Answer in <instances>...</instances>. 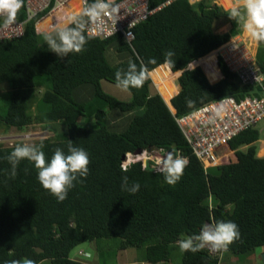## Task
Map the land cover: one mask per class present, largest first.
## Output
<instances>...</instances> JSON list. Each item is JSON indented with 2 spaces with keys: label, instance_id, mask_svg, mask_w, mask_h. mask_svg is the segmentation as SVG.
Segmentation results:
<instances>
[{
  "label": "trees",
  "instance_id": "1",
  "mask_svg": "<svg viewBox=\"0 0 264 264\" xmlns=\"http://www.w3.org/2000/svg\"><path fill=\"white\" fill-rule=\"evenodd\" d=\"M164 1L150 0L151 8ZM231 12L213 0L175 1L134 29L132 46L122 35L103 39L85 33L89 38L84 50L64 58L50 51L36 31V20L26 24L23 37L0 41V87L8 84L11 89L6 108L0 107V135L12 130L33 132L32 128L40 126L55 134L31 142L43 145L46 161L57 148L67 154L70 142L85 149L90 158L88 176L78 178L67 198L59 202L39 182L34 162L22 160L13 178L5 157L17 145L0 146V264L14 259L21 264L24 259L35 264H93L87 245L105 242L114 243L118 250H146L145 259L133 264H165L173 260L177 241L218 221L238 225L239 238L227 251L245 254L264 249V157L259 156V124L222 146L217 151L219 165L206 172L176 121L221 98L241 100L261 92L259 86L242 84L221 58L217 68L211 54L242 32V22L231 18ZM18 18L26 19L24 6ZM219 19L231 22L229 33L216 32ZM169 50L175 53L173 64L165 63ZM150 58L157 63L148 64ZM130 60L154 70L155 84L168 76L166 65L174 74L181 72L180 90L170 99V106L165 97L171 96L170 89L163 91L165 100L150 77L141 88L129 90L127 101L102 90L101 82L116 84V71H126ZM199 60L207 73L201 66L191 67ZM256 60L264 74L262 41ZM221 75L216 83L208 78L218 80ZM45 76L50 85L38 104L35 96ZM89 94L98 99V106L89 108ZM189 100L194 102L192 107ZM159 148L180 152L188 160L174 185L156 169L147 171L140 158ZM125 175L130 185L140 184L137 193L122 189ZM224 253L211 254L206 248L185 252L182 264H223Z\"/></svg>",
  "mask_w": 264,
  "mask_h": 264
},
{
  "label": "built area",
  "instance_id": "2",
  "mask_svg": "<svg viewBox=\"0 0 264 264\" xmlns=\"http://www.w3.org/2000/svg\"><path fill=\"white\" fill-rule=\"evenodd\" d=\"M175 1L179 0H166L151 8L150 0H110L112 5L119 6V13L114 18L103 16L94 26V30L86 34L92 38L103 39L122 35L132 46L135 40L134 29ZM189 1L191 4H197L202 0ZM90 2L91 0H24L26 19L22 21L17 15L13 25L8 28L0 26V41L23 37L25 26L31 20H36L38 34L53 32L57 27L69 24L71 17L78 16ZM216 53L217 58H221L228 68L238 75L242 84L259 86L262 90L258 96H246L241 100L231 96L224 97L184 116L176 117L193 154L206 172L219 165L221 156L217 151L222 146L264 121V74L257 65V53L253 43L238 35L231 38ZM171 110L175 114L174 108ZM34 138L37 136L33 132L21 133L12 130L0 135V146L9 148L18 144H31ZM167 154L166 149L159 148L150 154H143L140 158L143 159L144 166L149 162L157 169ZM178 154L184 157L180 152ZM131 162L128 158L127 163Z\"/></svg>",
  "mask_w": 264,
  "mask_h": 264
},
{
  "label": "clouds",
  "instance_id": "3",
  "mask_svg": "<svg viewBox=\"0 0 264 264\" xmlns=\"http://www.w3.org/2000/svg\"><path fill=\"white\" fill-rule=\"evenodd\" d=\"M24 6V0H0V21L3 28L13 25L17 19L19 11ZM242 12L240 8H234L230 17L242 22L246 31L250 32L257 41L264 42V0H242ZM119 13V6H114L110 0H93L86 6L78 16H73L69 24L59 26L53 32L42 33L43 39L50 51L56 53L58 57H67L70 53H81L89 37L87 32L94 30V26L101 21L105 15L114 18ZM165 63L173 64L172 57L175 53L171 50L165 54ZM155 58H150L148 64H156ZM150 70L143 62L137 66L133 61H129L127 70H118L115 73L116 87L123 92H128L132 88H141L150 77ZM189 107L194 102L187 101ZM43 145L24 143L17 145L14 150L5 157L11 164V176L17 174L19 163L27 159L34 162L38 169V180L42 186L51 192L59 202H63L69 191L75 186L74 182L78 178H86L89 174L90 158L87 151L80 147H75L70 142L68 153L57 148L50 161H46ZM188 160L179 154L169 152L165 159L158 165L157 171L164 175L165 181L176 184L182 177ZM122 171L127 172V168L122 165ZM121 187L131 194L140 190L138 182L129 184V178L122 177ZM239 238L238 225L232 221H218L206 223L202 226L198 234L188 236L177 241L181 253H197L205 248L211 252L227 251L236 239ZM6 264H21L20 260H11ZM23 264H35L31 259H24Z\"/></svg>",
  "mask_w": 264,
  "mask_h": 264
},
{
  "label": "rangeland",
  "instance_id": "4",
  "mask_svg": "<svg viewBox=\"0 0 264 264\" xmlns=\"http://www.w3.org/2000/svg\"><path fill=\"white\" fill-rule=\"evenodd\" d=\"M216 52L217 51H215L211 54H213L215 56V63H216V66L218 68V58L216 57V55H217ZM195 66L203 67L207 73L206 65L201 63L200 60L198 62H195L192 64V67H195ZM178 73L179 74L177 75V77H172L170 74H168V76L166 78H164V80L162 82H160L161 84L155 85L157 90L159 87V90L165 96L166 93H163V91H166L169 88L170 90L167 93L169 95H172V94L174 95L178 91V86H179L177 84V80L180 77L181 72H178ZM150 78L152 79L151 75H150ZM208 78L210 79V81L212 83H216L222 77L220 76V78L218 80H216V77H213V76H212V79L209 76H208ZM42 79H43L42 82L44 84L38 88L37 94L35 96V101H37L38 104L41 103V101H40L41 94L50 85V78L48 76H45ZM152 81H153V79H152ZM101 84H102L101 85L102 90L106 94H108L114 98L123 100V101H127V100L131 99L130 91L123 92L116 87V84L110 83L108 81H102ZM159 90H158V92H159ZM179 90H180V88H179ZM10 92H11V89H10L8 84H4L0 87V107L1 108H6V106L8 104V99H7L8 96L7 95H9ZM165 97L169 101L170 97L167 96V94ZM87 104H88L89 108L92 106L93 107L98 106V99L89 94L87 96ZM32 111L35 112V110H32ZM80 121H81V123H85V120L83 118H81ZM116 121H120V117L117 118ZM258 127H259L258 129H259L260 134H261V138L263 140L264 139V121H262L258 125ZM115 130H118L117 127ZM31 131H33V133L38 138L35 140V142L41 138H46V137L54 138V136H55V134L53 132L45 131L40 126L32 128ZM263 155H261V156H263ZM87 246H90V245H87ZM88 248L91 249L90 247H88ZM91 250L94 253L93 254L94 257L90 259L91 263H93V264L94 263L95 264H126V263L132 264L135 259H137V261L140 259L144 260L146 257V255H145L146 250H144V249H142V250L141 249L118 250L117 247L112 242L111 243H107V242L98 243L97 247L95 249H91ZM224 254H225V256L222 255L221 261H223V263H225V264H264V259H263V254H262L261 248L256 249L255 251H252V252L245 253V254H235L231 251H226V253H224ZM43 264H50V262L46 261ZM167 264H182V253L176 252L173 256L172 262L167 263Z\"/></svg>",
  "mask_w": 264,
  "mask_h": 264
},
{
  "label": "crops",
  "instance_id": "5",
  "mask_svg": "<svg viewBox=\"0 0 264 264\" xmlns=\"http://www.w3.org/2000/svg\"><path fill=\"white\" fill-rule=\"evenodd\" d=\"M213 2L217 5V6H219V7H222V8H224L225 10H233L234 8H240V7H242V0H213ZM231 28H232V25H231V22L230 21H228V20H225V19H219V20H217L216 21V23H215V29H216V32L217 33H219V34H225V33H229L230 32V30H231ZM240 36H243V37H245L246 39H248V40H250L252 43H253V45H254V47H255V51H256V53H257V51H258V47H259V41H257V40H255L253 37H252V35H251V33L250 32H248V31H246L245 29H244V27H242V32H241V34H240ZM218 51V50H217ZM216 57H217V55H216ZM196 62H198V61H196ZM195 63V62H194ZM165 66V65H164ZM161 67H163V66H161ZM196 67V66H195ZM160 68V67H159ZM167 72H168V74H170L172 77H175V75L171 72V70H170V68L167 66ZM222 77V76H221ZM179 87V86H178ZM159 88V87H158ZM180 88V87H179ZM178 92H179V90L177 91V93L175 94V95H177L178 94ZM174 95V96H175ZM173 96V97H174ZM172 97V98H173ZM264 139L262 140H260V142H259V145H260V150H259V156L260 157H264ZM261 155H263V156H261ZM97 245L98 244H96V243H92V244H90V246H88V247H90L91 249H95L96 247H97ZM86 248V251L87 252H89L90 254H91V258H93L94 256H93V252H92V250L91 249H89V248ZM262 250V254L264 253V249H261ZM176 252H180V250H179V248L175 251V253ZM174 253V254H175ZM225 256V255H224ZM90 262H91V260H90ZM137 262V259H135L134 261H133V263H136ZM172 262V261H171ZM171 262H169V263H171ZM132 263V264H133ZM95 264V263H94ZM127 264V263H126ZM148 264V263H147ZM158 264H160V263H158ZM165 264H167V263H165ZM223 264H225V263H223Z\"/></svg>",
  "mask_w": 264,
  "mask_h": 264
},
{
  "label": "water",
  "instance_id": "6",
  "mask_svg": "<svg viewBox=\"0 0 264 264\" xmlns=\"http://www.w3.org/2000/svg\"><path fill=\"white\" fill-rule=\"evenodd\" d=\"M220 70V69H219ZM171 102V101H170ZM167 104H168V102H167ZM169 105V104H168ZM170 106V105H169ZM171 106H172V104H171ZM173 108V107H172ZM141 153V151H138L137 152V154H140ZM123 159H125V157L123 158ZM146 170L147 171H151V172H155V168H153L151 165H150V163L149 162H147L146 163ZM208 223H210V222H208ZM263 259H264V253H263Z\"/></svg>",
  "mask_w": 264,
  "mask_h": 264
},
{
  "label": "bare ground",
  "instance_id": "7",
  "mask_svg": "<svg viewBox=\"0 0 264 264\" xmlns=\"http://www.w3.org/2000/svg\"><path fill=\"white\" fill-rule=\"evenodd\" d=\"M163 66H164V65H163ZM166 66H168V65H166ZM168 67H169V66H168ZM157 69H158V68H157ZM170 70H171V69H170ZM152 72H153V71H152ZM152 72H151V73H152ZM171 72H172V71H171ZM172 73H173V72H172ZM173 74H174V73H173ZM150 75H151V74H150ZM174 75H175V77H177L178 74H174ZM152 79H153V78H152ZM153 82H154V80H153ZM154 84H155V82H154ZM155 85H156V84H155ZM158 90H159V88H158ZM178 90H179V87H178ZM159 92L161 93L160 90H159ZM176 93H177V92H176ZM176 93H175V94H176ZM175 94H174V95H175ZM161 95L163 96L162 93H161ZM174 95L172 94V95L170 96L169 101L166 100L164 96H163V98L169 103V102H170V99H171Z\"/></svg>",
  "mask_w": 264,
  "mask_h": 264
}]
</instances>
